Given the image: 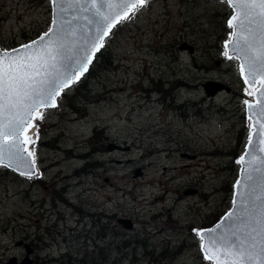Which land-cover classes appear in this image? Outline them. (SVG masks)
<instances>
[{"label": "rangeland", "instance_id": "1", "mask_svg": "<svg viewBox=\"0 0 264 264\" xmlns=\"http://www.w3.org/2000/svg\"><path fill=\"white\" fill-rule=\"evenodd\" d=\"M230 14L225 0H147L112 28L86 92L65 89L34 122V176L0 167V264L20 262V240L33 264H212L194 230L230 208L251 130L252 96L223 54ZM49 24L48 0H0V50ZM205 82L228 92L206 97Z\"/></svg>", "mask_w": 264, "mask_h": 264}, {"label": "snow or ice", "instance_id": "2", "mask_svg": "<svg viewBox=\"0 0 264 264\" xmlns=\"http://www.w3.org/2000/svg\"><path fill=\"white\" fill-rule=\"evenodd\" d=\"M52 3L57 6L58 16L68 8L88 12L89 15L81 19L91 26V34L82 26L77 34V30L71 27V20L64 23L54 20L53 27L39 40L11 52H0V164L7 159L6 166L15 163L19 167L26 160L25 153L28 157L33 155L26 145L34 141L26 132L33 126L32 119H43L40 108L56 106V97L87 71V65L92 62L95 52L104 46L103 40L112 28L121 19H130L129 11H138L147 0H52ZM228 3L237 9V15L229 19L227 25L237 31L231 33L233 40L226 42L225 48L231 47L241 58L240 73L242 76L246 74L245 83H249V78L255 83L259 75L264 89V0H228ZM246 24L258 26V48L251 44L256 38L254 29L248 27V35H241L240 30ZM223 54L232 59L228 51ZM259 94V112L264 117V91ZM244 103L248 104V101ZM260 128L264 134V124ZM237 162L249 166L253 163L245 161L244 156ZM28 174H33L32 163L28 164ZM228 215L231 218L233 214ZM242 215V219L237 217L239 224L227 227L217 224L213 229L194 230L203 241L200 248L206 260H214L215 264H251L264 260V212L261 219H256L248 210Z\"/></svg>", "mask_w": 264, "mask_h": 264}, {"label": "water", "instance_id": "3", "mask_svg": "<svg viewBox=\"0 0 264 264\" xmlns=\"http://www.w3.org/2000/svg\"><path fill=\"white\" fill-rule=\"evenodd\" d=\"M48 1L50 5V24H49L48 29L45 32H48L49 29L53 27L54 20H59L60 23H64L65 21L71 20L72 21L71 27L77 30V34H79V29L81 26L83 27L85 31L91 34V26L88 25L83 19H81V17L89 15L88 12H85L80 8H68L58 16L57 6L52 3V0H48ZM225 3L231 11V14H230L231 17L229 16L228 18L229 20L233 16L237 15V9L234 6L230 5L228 3V0H225ZM232 12H233V15H232ZM248 27H251L256 32V38L251 40V44L253 48H258L260 44V40H259V28L257 25L255 24L247 25L246 24V27L240 30L241 35L242 36L248 35V31H247ZM235 31H237L236 28H230V35L226 42H230L233 40V36L231 35V33ZM44 33H42L41 35H43ZM41 35H39L37 38L33 39L32 41L39 40V37ZM45 39H47V37ZM32 41L26 44H30ZM225 43L223 44L224 51H228L229 55L232 56V59H234L238 63V68L240 71V65L242 63L241 58L238 57L236 53H234L231 50V47L225 48ZM21 46L14 48V49H19ZM11 50H9L8 52H11ZM179 51H186L188 54H191L193 49L190 45L186 43H182L179 46ZM245 51L246 52L248 51L247 47H245ZM0 52H4V51L0 50ZM98 52L99 51L95 52V55ZM21 54L23 53L21 52ZM248 54L251 55L250 52ZM95 55L93 56L92 61L94 60ZM91 63L87 65V70L89 66L91 65ZM86 72L87 71H85L82 75H80L79 79L73 80L70 83L69 87L73 83L78 82ZM240 76L245 86L256 87L255 92L253 93L252 99L248 101V104H251L253 107L250 109L248 104H245V112H244L245 118L248 120L251 130H250V134L248 137L249 140L247 141V144L245 145L246 147L245 149L243 148V152H241V154L239 155L240 157L244 156L245 161H253V163L251 164V166H249L247 163H238L239 167H238L237 177L235 178L233 185H232V202H231L230 208L222 216L219 222L203 230L213 229L216 227L217 224H221L223 227H227L229 225H232L233 223L239 224L240 221L237 219V217H241L242 219L243 218L242 214L245 212V210H248L251 213V215L254 216L256 219H261L262 218L261 213L264 212V151H261V149H264V134H262V130L260 128V125L264 124V117L260 115V112H259L260 106L258 104V102L261 101V97L259 93L260 91H264V89L261 88V77L259 75L256 77L255 83H252L250 78H249V83H245L246 74L245 76H242L240 73ZM201 88L206 97H214L220 92H225V93L228 92V88L218 82H205L204 84L201 85ZM65 89H63L62 91H64ZM60 95L56 97V100ZM46 108H52V107H46ZM40 109H44V108L42 107ZM257 121H259V123H257ZM31 124H32V121H31ZM250 138H251V143H250ZM106 150L110 152V151H125L126 149L120 147L119 145L109 143L106 146ZM24 155H25L26 160L25 162L20 163L19 167H17L15 163L12 164L11 166H6L8 165L7 159H5V161L2 164H0V166L7 168L8 170L14 172L17 175H20L23 177H33L34 174L36 173V170L32 162V157H28L27 153H25ZM29 163L33 164V174L31 175L28 174V164ZM22 172L25 174L22 175L21 174ZM184 194L185 195L194 194V192L193 190H188L184 192ZM229 213L233 214L231 218H229V215H228ZM117 223L125 230H130L132 228L131 222L127 219H118ZM202 242L203 241L200 238V245ZM15 246L22 247L24 251V257L20 260V262H17V260L14 257H12L9 259V261L6 264H33L32 259H31V255L33 254L32 248L30 246L23 245V242L21 240L17 241L15 243ZM200 252L202 256L204 257V253L201 251V248H200ZM208 261H210L212 264H215L214 260H208ZM251 264H264V260L253 261L251 262Z\"/></svg>", "mask_w": 264, "mask_h": 264}, {"label": "trees", "instance_id": "4", "mask_svg": "<svg viewBox=\"0 0 264 264\" xmlns=\"http://www.w3.org/2000/svg\"><path fill=\"white\" fill-rule=\"evenodd\" d=\"M229 16V15H228ZM228 19V17L226 18V20ZM225 29H226V31H227V33H228V31H229V29H228V27H225ZM228 35V34H227ZM225 39V37H222V39H221V41H220V43L223 41ZM100 52H98L96 55H95V57L99 54ZM97 59L99 60V59H102L101 60V64L102 65H104V64H108V62H107V60H105V59H108V56L107 55H104L103 54V56H100V55H98L97 56ZM94 61V60H93ZM92 64V63H91ZM90 67V66H89ZM89 69V68H88ZM91 73V72H90ZM87 74H88V71L81 77V79L78 81V82H76V83H73L71 86L74 88V90L75 89H77V90H80L81 92H86V87H85V84H83L85 81H86V78H87ZM89 78V77H88ZM62 95V94H61ZM60 95V96H61ZM245 125H246V122H245ZM104 236H105V234H104ZM121 247H126L125 246V244H126V242H124V241H121Z\"/></svg>", "mask_w": 264, "mask_h": 264}, {"label": "bare ground", "instance_id": "5", "mask_svg": "<svg viewBox=\"0 0 264 264\" xmlns=\"http://www.w3.org/2000/svg\"><path fill=\"white\" fill-rule=\"evenodd\" d=\"M132 11V9L129 11V13ZM255 89H256V87H248V86H245V91H246V94L248 95V93L249 92H252V93H254L255 92ZM253 95V94H252ZM252 95H248V96H252ZM42 109H40L39 111H41ZM37 119H32V127H29L28 129H27V132H26V134H27V136H29V137H31L32 138V136H33V134H32V131H33V129H34V122L36 121Z\"/></svg>", "mask_w": 264, "mask_h": 264}, {"label": "flooded vegetation", "instance_id": "6", "mask_svg": "<svg viewBox=\"0 0 264 264\" xmlns=\"http://www.w3.org/2000/svg\"><path fill=\"white\" fill-rule=\"evenodd\" d=\"M22 242H23V245L30 246L32 248L33 252H34V249H33L34 246L31 243H28V242L25 243V240H23ZM32 263H33V260H32Z\"/></svg>", "mask_w": 264, "mask_h": 264}]
</instances>
